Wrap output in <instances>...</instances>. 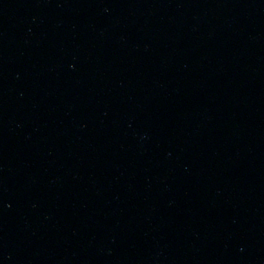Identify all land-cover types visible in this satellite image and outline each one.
I'll return each instance as SVG.
<instances>
[{"label": "water", "instance_id": "obj_1", "mask_svg": "<svg viewBox=\"0 0 264 264\" xmlns=\"http://www.w3.org/2000/svg\"><path fill=\"white\" fill-rule=\"evenodd\" d=\"M0 264H264V0H0Z\"/></svg>", "mask_w": 264, "mask_h": 264}]
</instances>
